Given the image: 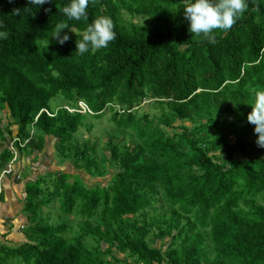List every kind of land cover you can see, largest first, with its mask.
<instances>
[{
  "label": "trees",
  "instance_id": "16d2710c",
  "mask_svg": "<svg viewBox=\"0 0 264 264\" xmlns=\"http://www.w3.org/2000/svg\"><path fill=\"white\" fill-rule=\"evenodd\" d=\"M68 3L0 0V181L8 164L5 177L21 179L13 160L47 136L79 171L27 188L28 241L0 248V264H264V147L247 121L264 92V0H248L215 43L189 31L183 0H90L86 22L62 14ZM100 16L115 39L75 52ZM62 23L60 44L51 35ZM60 95L94 120L111 113L123 135L106 132L110 157H94L91 136L77 142L87 116L41 113ZM145 105L160 111L157 122L138 114ZM108 166L118 172L107 187L83 184L81 172L102 178ZM57 198L68 219L41 218Z\"/></svg>",
  "mask_w": 264,
  "mask_h": 264
},
{
  "label": "clouds",
  "instance_id": "9594fccd",
  "mask_svg": "<svg viewBox=\"0 0 264 264\" xmlns=\"http://www.w3.org/2000/svg\"><path fill=\"white\" fill-rule=\"evenodd\" d=\"M47 2L48 0H29L30 5L36 9H39L40 6ZM89 3L90 0H69V3L62 8V14L69 20L86 22L88 20L86 9L88 8ZM247 7L248 0H183V14L189 22V31L193 35H202L211 43H215V37L213 35L214 30L227 31L231 29V27L247 10ZM67 27L69 26L63 23L57 25V31H55L51 37L56 38L58 43L63 44L69 40V35L65 33L64 35L60 36V32ZM72 31L75 32L73 27ZM6 36V32L0 31V39L6 38ZM115 37L116 33L114 31V24L111 18L100 16L92 21V23L88 24L82 35V38L79 41L76 40L75 52L83 55L84 53L88 52L90 48L92 50L106 48L108 47L109 42L113 41ZM80 102L81 101H78L73 107L64 106L63 109L67 110L71 115H82L78 112ZM116 107L120 108L119 106ZM58 112L59 111L57 109L56 112L43 110L41 113H46L51 117H56ZM93 115H96L93 111L92 114H85V116ZM36 121L37 120H35V123ZM247 121L250 124L255 125L254 133L258 134L256 143L258 146L264 147V92L257 91L255 93L252 111L247 115ZM33 133L36 134V132ZM16 162L17 160L14 159L12 164ZM10 171L11 167L10 164H8L2 174L1 179H3L6 175H11ZM8 172L10 173L8 174ZM89 177L92 178L90 175ZM0 191L1 196V181ZM43 212L50 216V214L46 211L43 210Z\"/></svg>",
  "mask_w": 264,
  "mask_h": 264
},
{
  "label": "crops",
  "instance_id": "0c3cea01",
  "mask_svg": "<svg viewBox=\"0 0 264 264\" xmlns=\"http://www.w3.org/2000/svg\"><path fill=\"white\" fill-rule=\"evenodd\" d=\"M10 141L11 139L8 145ZM37 144L38 142L35 143L36 151L34 152L23 149L20 151L19 159L14 165V174L20 176L21 179L15 180L11 176L3 178L0 196V248H17L25 244L26 240L28 241L27 229L33 225V220H31L33 216L26 208L28 187L36 183H41L42 188L51 185L53 179L49 177L50 175L53 176L55 182H58L60 175H69L74 178L79 174L74 169L73 163L61 162L57 157L56 150H54L55 140L52 137H45L42 150L37 148ZM5 148L6 146L0 143V149ZM83 174L81 173V176ZM48 177L49 181L45 183ZM82 179L83 181L88 180L86 177ZM69 181L73 182V179ZM46 210L47 208L44 209ZM40 217L42 218V215Z\"/></svg>",
  "mask_w": 264,
  "mask_h": 264
},
{
  "label": "rangeland",
  "instance_id": "374dc122",
  "mask_svg": "<svg viewBox=\"0 0 264 264\" xmlns=\"http://www.w3.org/2000/svg\"><path fill=\"white\" fill-rule=\"evenodd\" d=\"M65 105V101L63 99V97L60 95L56 98H54L53 100H51L50 102V109L52 112H56V110L62 106ZM153 107H149L148 105H145V107L143 109L139 110L140 115H142L143 113H148L151 117V120H153L154 122L156 121V118H158L161 113L160 111H158L157 109H152ZM86 119L84 120V125L88 124L86 127L80 128L78 134H77V142L79 141L80 143H83L84 141H86V139H88V137L91 136L90 139V145L91 146H96L95 148H97L98 150V154L94 155V157H96L98 160L100 158V156H102L101 152H105L109 157L110 155V151L108 149L105 148V150L103 151V147L105 146L106 143V132H114L115 135H118V138L115 140L116 142L120 141V137L123 135V133H117L115 132L114 128H113V124L111 122V113H107L102 119L99 120H94L92 119L93 117H85ZM186 125L191 126V122H187ZM92 128V133L89 135V129L87 127H91ZM134 134V133H133ZM127 140V139H126ZM134 140V139H133ZM127 142L131 143V139L128 138ZM79 143V144H80ZM61 162H64L61 158H60ZM118 172V169H116L114 166H108L107 168V172L106 175L102 178H95L92 177L90 178L88 174H83V177H86V179L84 181V185H86L89 188H93V187H101V188H105L109 185V183L111 182L112 176L113 174H116ZM79 173V171H77V174ZM83 173V172H81ZM61 203L59 201V198H57V204H56V199L53 201V203L51 202L48 206H47V210L46 212L50 214V216L46 213L41 214L42 218H46L50 220L51 217V221L53 223H57V222H63V220H67L68 218L65 216V214L62 212L61 210ZM148 220H149V216H148ZM93 221V219H92ZM27 239V237H26ZM27 242V240H26ZM158 247L160 243H157ZM118 257L120 259H125L124 255L119 254Z\"/></svg>",
  "mask_w": 264,
  "mask_h": 264
},
{
  "label": "built area",
  "instance_id": "2783aa9c",
  "mask_svg": "<svg viewBox=\"0 0 264 264\" xmlns=\"http://www.w3.org/2000/svg\"><path fill=\"white\" fill-rule=\"evenodd\" d=\"M78 112L82 115H85V114H92V111L91 109L83 102H80L79 103V110ZM11 172V171H10ZM8 172V174L10 173ZM1 192V191H0Z\"/></svg>",
  "mask_w": 264,
  "mask_h": 264
}]
</instances>
